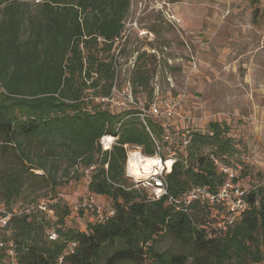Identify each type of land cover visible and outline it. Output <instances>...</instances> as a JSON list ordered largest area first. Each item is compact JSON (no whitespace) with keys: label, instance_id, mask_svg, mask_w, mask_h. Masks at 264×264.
Here are the masks:
<instances>
[{"label":"trees","instance_id":"obj_1","mask_svg":"<svg viewBox=\"0 0 264 264\" xmlns=\"http://www.w3.org/2000/svg\"><path fill=\"white\" fill-rule=\"evenodd\" d=\"M130 4L0 0V202L8 209L17 206L14 200L31 180L39 186L38 201L48 194L55 200L54 219L38 208L14 214L5 241L17 264H59L72 241L77 247L61 264H190L191 256L156 251L157 240L168 233L196 252L191 264H264V175L245 188L247 207L231 225H219L228 212L213 206L193 202L178 208L169 197L150 200L126 175L124 145H140L154 155V142L137 109L112 110L96 98L109 96L117 84L112 50ZM148 124L161 138L162 122L149 118ZM209 128L191 132L186 149L176 145L177 161L167 176L171 196L222 185L224 176L203 149L214 147L211 152L230 163L237 148L226 122H210ZM104 135L118 137L110 151L100 144ZM80 166L88 173L87 194L106 197L115 209L104 221L80 210L82 228L67 224L71 209L58 191L77 178ZM241 172L237 169V180ZM52 225L59 226L56 240L48 238ZM0 264H11L4 249Z\"/></svg>","mask_w":264,"mask_h":264},{"label":"rangeland","instance_id":"obj_2","mask_svg":"<svg viewBox=\"0 0 264 264\" xmlns=\"http://www.w3.org/2000/svg\"><path fill=\"white\" fill-rule=\"evenodd\" d=\"M166 11L180 22L169 20ZM112 52L118 62L117 88L131 89L136 103L131 108L148 106L160 89L165 103L180 101L182 116L161 120L170 129L209 133L210 122H226L237 148L228 160L242 169L238 183L251 188L262 180L264 0H131L124 35ZM213 149L207 146L203 151ZM168 152L163 150L164 155ZM77 175L58 191L71 209L67 224L82 228L84 221L76 208L87 195L88 173L80 166ZM130 180L141 195L147 194L141 184ZM27 185L29 190L14 200L19 211H35L40 201L55 202L50 194L38 201L39 186L32 180ZM58 227L52 225L48 231L57 232ZM155 248L159 253L191 256L190 264L196 254L168 233Z\"/></svg>","mask_w":264,"mask_h":264},{"label":"built area","instance_id":"obj_3","mask_svg":"<svg viewBox=\"0 0 264 264\" xmlns=\"http://www.w3.org/2000/svg\"><path fill=\"white\" fill-rule=\"evenodd\" d=\"M167 18L171 21L180 22V19L169 11L165 12ZM124 35V30L122 32ZM118 39L116 40V42ZM115 42V43H116ZM155 99L148 106L137 108L136 116L147 127L155 145V154L148 155L144 153L142 146L136 144H125L127 154L126 160V175L133 178L137 183L141 184L147 191V198L150 200H160L164 197H169V201L179 207H187L193 202H198L200 205H209L217 208L220 211L228 212L226 219H221L219 225H231L247 207L248 190L243 188L237 180V168L234 165L225 162L214 152H210V159L217 171L224 176L222 185L217 190H210L204 186H194L182 198H175L170 195L167 184V176L171 173L177 161L176 151L174 150L177 144L186 149L189 146L191 132L186 129H170L167 123L162 122L164 132L161 138L157 137L150 129L148 119H169L177 114L182 116L179 108V100L173 103H165L160 97V89H156ZM96 101H101L107 104L112 110L130 109L131 105H135L130 88L118 89L117 84L112 88L111 94L106 97H97ZM118 137L114 135H104L100 139V144L104 151H110L116 143ZM169 149V152L164 155L163 150ZM149 159L159 160L158 165H152L148 172L143 169V163ZM131 161V163H130ZM135 166V167H133ZM107 168L108 165L106 164ZM95 169V165L91 166L88 171ZM138 173V174H137ZM51 204L46 201H40L38 209L43 212L48 218H55V212ZM83 210L85 214H93L98 221H104L115 214V209L107 202L106 197L99 196L93 193H88L83 197L82 203L76 208ZM22 212V211H21ZM18 206L11 209L5 207L0 202V249H4L10 258L11 264H17L15 251L12 244L5 241L3 234L6 232L9 221L14 214L21 213ZM58 234L55 230L48 232L50 240H56ZM77 247V242L72 241L64 253H73ZM64 255L59 258V264L62 263Z\"/></svg>","mask_w":264,"mask_h":264},{"label":"clouds","instance_id":"obj_4","mask_svg":"<svg viewBox=\"0 0 264 264\" xmlns=\"http://www.w3.org/2000/svg\"><path fill=\"white\" fill-rule=\"evenodd\" d=\"M130 163H131V161H130ZM160 162H159V160H156V159H149V160H147L145 163H143V169H144V171L145 172H148L149 170H150V167L152 166V165H158ZM133 167H135V166H133ZM138 174V173H137Z\"/></svg>","mask_w":264,"mask_h":264},{"label":"bare ground","instance_id":"obj_5","mask_svg":"<svg viewBox=\"0 0 264 264\" xmlns=\"http://www.w3.org/2000/svg\"><path fill=\"white\" fill-rule=\"evenodd\" d=\"M145 32H143V34H144Z\"/></svg>","mask_w":264,"mask_h":264}]
</instances>
